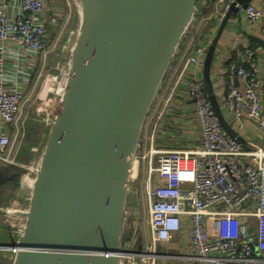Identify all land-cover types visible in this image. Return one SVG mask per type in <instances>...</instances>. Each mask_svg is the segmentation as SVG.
Returning <instances> with one entry per match:
<instances>
[{"label": "built area", "instance_id": "obj_1", "mask_svg": "<svg viewBox=\"0 0 264 264\" xmlns=\"http://www.w3.org/2000/svg\"><path fill=\"white\" fill-rule=\"evenodd\" d=\"M234 1L213 0L207 13L196 11L150 107L131 158L129 190L135 198L126 209L130 240L121 264H264V146L242 134L251 125L264 138L263 49L248 47L243 60L235 61L216 49L213 58L223 65L212 81L219 108L247 148L221 128L201 77L208 45ZM259 1L248 4L244 16L260 22L264 39V0ZM9 5L15 7L12 15ZM45 9L44 0H0V163L23 167L17 155L29 114L43 112L38 106L44 99L51 103L44 109L49 122L61 102L67 71L62 65L54 74L42 71L53 48L46 25L55 21L44 18ZM8 49L23 64L16 76L5 69ZM184 101L192 106L190 116H183ZM33 165L24 174L28 192ZM23 222L19 217V227Z\"/></svg>", "mask_w": 264, "mask_h": 264}, {"label": "water", "instance_id": "obj_2", "mask_svg": "<svg viewBox=\"0 0 264 264\" xmlns=\"http://www.w3.org/2000/svg\"><path fill=\"white\" fill-rule=\"evenodd\" d=\"M73 2L79 25L72 40L71 31L69 61L62 64L67 77L61 102L46 121V143L28 172L31 189L26 184L19 189L28 192V205L5 211L24 220L14 242L0 244L12 248L13 264H121L130 240L124 229L131 158L196 11L207 13L213 0ZM251 2L231 4L208 45L201 74L218 123L243 146L219 108L211 66L229 17ZM249 38L264 51L263 38Z\"/></svg>", "mask_w": 264, "mask_h": 264}, {"label": "crops", "instance_id": "obj_3", "mask_svg": "<svg viewBox=\"0 0 264 264\" xmlns=\"http://www.w3.org/2000/svg\"><path fill=\"white\" fill-rule=\"evenodd\" d=\"M67 0H44L45 3V14L44 18H53L55 21L54 23L47 22L48 24L46 25L47 31L49 28H54L53 30H59L65 28L69 21L72 23V30L75 32L78 28L79 25V16L77 13L76 9V4L73 2V0H68L69 4L66 3ZM255 6H260V1L259 0H252L251 2ZM7 13L9 15H12L15 13V7L13 5H9L7 8ZM72 18V19H70ZM47 21V20H46ZM260 28L261 24L260 22H249L245 16H244V10H240L237 14H232L226 24L225 29L222 32V35L220 37V41L217 45V52L221 50L222 58H229L232 54L233 50H238L241 49V51L237 53V57L240 58V60H243L245 50L248 47H251L252 45H255L256 47L259 46L254 40L249 38L251 37H260ZM68 39V43L70 38ZM72 40V38H71ZM68 45V44H67ZM10 46H7V48ZM67 48V46L65 47ZM220 52V54H221ZM12 51L8 49V59L5 64V69L8 72H10L8 75L9 76H16V72H14L15 68L23 65L22 63L17 64V61L11 56ZM218 54V55H220ZM217 57V56H216ZM236 57V58H237ZM218 60H221L220 57H217L215 61H213V64L211 66L212 68V75L211 79L213 82H217V78L222 75L223 73V65L222 62H219ZM260 65H261V80L263 81L264 84V51L262 50V54L260 57ZM22 68L19 67V69ZM17 79V78H16ZM165 79L163 80L161 87L164 85ZM263 93H264V85H263ZM182 105V113L183 116H190L191 115V109L192 106L188 101H184V103L181 102ZM184 131H187L186 128H184ZM173 134V132H172ZM180 136L183 137L186 135V133H182L180 130ZM243 137L247 138L248 142L250 143L251 140L253 141V144L256 146H264V138H260L257 134L256 131L252 128L251 125H249L245 131L242 133ZM175 135H177L175 133ZM171 140H174L171 138ZM25 144V143H24ZM23 144V145H24ZM22 148L17 155V158L19 160V155L23 154L24 149ZM170 146H180L179 144L173 143L171 141ZM27 147V144L26 146ZM24 147V148H25ZM9 167H15V165L11 164H5V163H0V169L4 168L3 170L8 169ZM3 170H0V183L4 179H10V176H6V171L3 172ZM5 173V174H4ZM21 194V193H19ZM25 196V195H23ZM1 213V212H0ZM15 238L13 235L11 236L10 233H8L5 230V225H0V244H9L11 242H14ZM13 259H14V253L12 252V248L8 246H0V264H13Z\"/></svg>", "mask_w": 264, "mask_h": 264}, {"label": "rangeland", "instance_id": "obj_4", "mask_svg": "<svg viewBox=\"0 0 264 264\" xmlns=\"http://www.w3.org/2000/svg\"><path fill=\"white\" fill-rule=\"evenodd\" d=\"M53 29L54 28L48 29V37L53 48L43 58V73L51 72L54 74L56 66L60 67L65 62H68L70 58L71 42H69L67 45V38H70L71 31H73L71 21H69L68 25L63 29L56 31ZM74 35L75 33L73 31L71 38H73ZM66 46L67 48H65ZM35 103L37 107V104L40 103V101L36 100ZM46 117L47 115L45 110H43L41 113L33 110L29 114V124L26 128L28 131L25 134L27 147H25V140H23L24 152L23 154L19 155V160L17 158V161L20 162L23 167L15 166L9 167L6 170H3L4 168L0 169L3 170V172L6 171V174L4 173L6 176H10V179H4L0 183V209L4 211L0 213V225H5V230L10 233L11 236L13 235L15 239L17 238L16 232L19 228V216L7 214L5 211L24 210L28 205L27 193L19 194V189L23 185L25 178L24 174H26L28 169L27 166H29L32 162L37 161L43 151L49 133V126L46 122ZM132 190L133 189L131 188L129 192L131 200L135 198V194L132 193ZM125 224L126 226L124 233L127 234L128 229L126 219ZM165 250L166 248L162 246L158 247V251Z\"/></svg>", "mask_w": 264, "mask_h": 264}, {"label": "bare ground", "instance_id": "obj_5", "mask_svg": "<svg viewBox=\"0 0 264 264\" xmlns=\"http://www.w3.org/2000/svg\"><path fill=\"white\" fill-rule=\"evenodd\" d=\"M47 91V90H46ZM44 94V92H42V95ZM43 101H44V99H43ZM41 102L40 104H39V106H38V108H39V110H44V109H46L47 111H49L50 110V106H51V103H45V102ZM27 180V179H26ZM29 182V181H28Z\"/></svg>", "mask_w": 264, "mask_h": 264}, {"label": "trees", "instance_id": "obj_6", "mask_svg": "<svg viewBox=\"0 0 264 264\" xmlns=\"http://www.w3.org/2000/svg\"><path fill=\"white\" fill-rule=\"evenodd\" d=\"M251 47H256L255 45H252ZM238 51L240 52L241 51V49H238V50H233L232 51V54H231V56L229 57V61L230 60H236V57H237V53H238Z\"/></svg>", "mask_w": 264, "mask_h": 264}, {"label": "flooded vegetation", "instance_id": "obj_7", "mask_svg": "<svg viewBox=\"0 0 264 264\" xmlns=\"http://www.w3.org/2000/svg\"><path fill=\"white\" fill-rule=\"evenodd\" d=\"M27 131H28V130H25V134L27 133ZM25 134H24V139H23V140H25ZM26 143H27V142H26V140H25V146H26Z\"/></svg>", "mask_w": 264, "mask_h": 264}]
</instances>
